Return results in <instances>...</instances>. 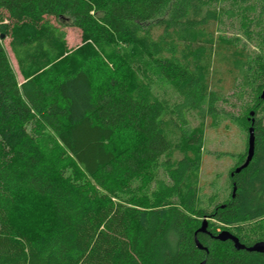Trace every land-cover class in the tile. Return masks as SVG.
I'll list each match as a JSON object with an SVG mask.
<instances>
[{"label": "trees", "instance_id": "trees-1", "mask_svg": "<svg viewBox=\"0 0 264 264\" xmlns=\"http://www.w3.org/2000/svg\"><path fill=\"white\" fill-rule=\"evenodd\" d=\"M205 1L0 0L11 21L9 29L0 21V33L23 75L18 82L0 38V264H264V250L213 237V222L195 234L205 249L194 243L202 127L183 130L179 91L197 108L209 68L222 62L246 81L252 54L214 32L217 13ZM47 16L69 17L81 47L66 49ZM263 56L254 58L262 73L249 108L253 154L229 169L230 191L202 214L246 245L264 241L262 223L252 237L242 229L264 218V125L255 116ZM154 82L169 83L174 98L160 97ZM125 135L132 140L120 149ZM34 199L44 211L31 217Z\"/></svg>", "mask_w": 264, "mask_h": 264}, {"label": "rangeland", "instance_id": "rangeland-1", "mask_svg": "<svg viewBox=\"0 0 264 264\" xmlns=\"http://www.w3.org/2000/svg\"><path fill=\"white\" fill-rule=\"evenodd\" d=\"M210 5L211 9L215 10L216 23L215 33H222L227 37L235 36L237 42L245 47L252 53L250 67L248 68V77L246 81L231 78L229 76L226 67L222 62L216 65L212 72H210L209 65L207 75L211 77V84L206 88L208 94L206 97L199 100L197 108L189 109L187 106L190 102V96H183L179 91V105L183 113L182 128L183 130H192L196 126L202 127L201 143H200V155L198 165H196L197 180H196V206L202 208V214H207L215 201H222L223 197L228 193V171L236 164L240 163L245 157L246 153V139L247 131L244 117L246 116L249 108H252L257 94L256 86L260 84L261 73L260 63L255 62V57L259 54H264V37L262 41L258 39L259 27L264 26V13L260 11V0H207L205 5ZM262 12V13H261ZM253 20L257 23V26L253 24L249 25L247 20ZM49 23L55 24L62 28L64 32V44L66 49H74L81 47L84 42L81 29L75 27L70 23L71 19L66 17L65 20L58 21L53 16L48 17ZM0 21L6 22L10 28L11 21L7 17L6 12L0 8ZM251 30L248 31V28ZM8 31V30H7ZM249 37L247 38L246 36ZM1 42L7 54L10 66L15 73V77L19 82L22 79L19 72L16 59L9 47L8 34L3 35ZM196 44L193 43V45ZM125 53L122 49L121 56ZM130 52H128L129 55ZM264 58V56H263ZM220 76L219 79H215ZM152 90L160 97L174 96L176 90L173 89L166 82H154L151 83ZM214 90V94L210 91ZM206 91V92H207ZM217 95V96H216ZM255 108V116L260 119V123L264 125V98ZM180 113V111H179ZM213 115L215 117H213ZM132 136L125 135L118 138V146L121 148L122 143L129 142ZM175 156L179 158L180 153L175 152ZM77 166L72 162L67 166V173L72 175L76 172ZM158 170L160 168L158 167ZM153 185H149V189H152ZM148 189V191H150ZM35 203H31L32 206L29 210V215L33 217L37 211L36 207H40L44 211V207L40 202L34 199ZM199 215V220L206 218V223L213 222L217 231L222 230L221 225L214 221L213 218ZM264 225V218H258L255 221L243 224V228L247 237H252L255 224ZM261 225V224H260Z\"/></svg>", "mask_w": 264, "mask_h": 264}, {"label": "water", "instance_id": "water-1", "mask_svg": "<svg viewBox=\"0 0 264 264\" xmlns=\"http://www.w3.org/2000/svg\"><path fill=\"white\" fill-rule=\"evenodd\" d=\"M3 36V33H0V37ZM264 96V86L263 88L261 89L260 91V95L259 97H263ZM253 110L252 109H249L248 110V114H247V120L249 119V124H248V127H247V139H246V153H245V157L242 161V163H239L238 165H236L235 168H233V170L230 172L229 171V174L230 176L233 174V173H236V171H238L241 167H245L248 163H249V160L253 154V126H252V122L253 121ZM231 197L233 196V191L234 190V185L232 184V189H231ZM206 218L203 217V219H201L199 225L197 226V228L195 229V233L193 234L194 235V243H195V246H197V248H204L206 246H203L195 237V234H197V231H204L205 230V226H206V221H205ZM213 237L219 239V241H224L226 238L230 239L231 242H232V245L234 249H239V248H244L246 249L247 251H253V250H257V251H263L264 250V241H260V240H255L251 243V245H246L242 242H240L238 240V238L236 236L233 235V233H231V231H229L228 229L224 228L222 230L217 231ZM200 264H203V260L200 261Z\"/></svg>", "mask_w": 264, "mask_h": 264}, {"label": "crops", "instance_id": "crops-1", "mask_svg": "<svg viewBox=\"0 0 264 264\" xmlns=\"http://www.w3.org/2000/svg\"><path fill=\"white\" fill-rule=\"evenodd\" d=\"M21 80H22V79H21ZM21 80H20V81H21Z\"/></svg>", "mask_w": 264, "mask_h": 264}]
</instances>
